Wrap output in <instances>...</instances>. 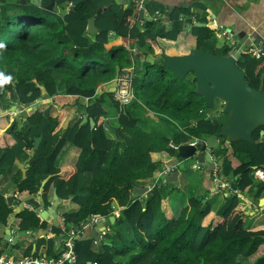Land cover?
Here are the masks:
<instances>
[{"label": "trees", "instance_id": "1", "mask_svg": "<svg viewBox=\"0 0 264 264\" xmlns=\"http://www.w3.org/2000/svg\"><path fill=\"white\" fill-rule=\"evenodd\" d=\"M54 1L39 0L34 4L30 0L24 3L22 0H0V71L15 72L11 81L0 82V107L8 108L14 101L30 105L45 95L54 97L53 102L62 107L77 105L95 120L105 117L103 96H97L96 89L114 78L116 66L120 71L132 66L129 44L136 43L146 46L156 57L153 63H141L145 71L142 78L133 77L135 101L174 121L181 131L171 140L160 133L145 132L136 124V118L126 105L114 99L120 125L115 138L108 137L103 125L91 129L88 122L80 124V120L67 138H60L57 133L64 114L51 117L40 110L41 107L23 126L14 120L6 130L13 143L8 145L4 140V136L8 138L6 132L0 135V154L4 152L0 156V175L2 166L12 163L13 148L18 147L26 157L34 151L27 164L26 177L22 179L19 172L12 179L17 184L18 201L28 204L14 218L16 229L19 232L47 229V223L40 219L37 210L50 205L52 187L58 199L71 198L79 206L75 212L62 214L63 222L51 228L55 236L80 228L92 215L109 219L114 201L120 207L116 223L125 224L129 230V239L119 252L108 244L96 252L92 239H75L76 261L73 264H264V226L253 230L244 228L237 209L240 199L236 194L226 198L227 203L219 214L220 221L215 226L202 225L212 207L197 197L189 200V210L174 218L163 207L158 185L146 197L142 195L143 199L136 195L139 183L162 167L151 153L173 157L163 166L174 167L177 150L169 146L170 141L186 144L197 139L204 143L218 131L210 116H204L210 111L205 109L203 96L197 92L194 73H188L181 80L176 78L164 67L163 49L157 43V38L175 39L186 24L193 23L191 14L197 22L206 23L204 6H194L202 9L201 14L191 11V7H176L170 13L173 21L170 30L150 20L141 32L135 25L140 9L131 0L126 6L117 1L85 0L74 10L67 1L59 4ZM145 7L158 9L148 4ZM162 11L165 12L163 7ZM91 18L95 19L97 27V32L91 35L92 40L87 30ZM111 33L119 37V42H109ZM191 33L196 38L197 50L216 55H225L231 50L229 44L216 46L214 32L207 25H192ZM237 65L253 88L264 91L263 59L241 54L237 57ZM80 98H89L91 102L84 106ZM262 129L264 127L260 126L252 133L258 143L232 142L231 152L223 155L219 175L235 178L231 182L234 189L244 191L251 187L255 169L264 171ZM39 136L42 139L35 147V139ZM67 142L81 149L79 158L70 169L57 168L56 157ZM87 175L90 181L86 180ZM42 180L45 183L39 193ZM84 184L88 187L87 197L80 199L79 192ZM257 188L258 194L261 193L264 181ZM13 215L0 191V224H7ZM36 244L32 255H37V250L44 245L47 255L58 257L53 251L52 238H39ZM121 256L127 257L125 261L120 260Z\"/></svg>", "mask_w": 264, "mask_h": 264}, {"label": "crops", "instance_id": "2", "mask_svg": "<svg viewBox=\"0 0 264 264\" xmlns=\"http://www.w3.org/2000/svg\"><path fill=\"white\" fill-rule=\"evenodd\" d=\"M114 1H117L118 3H121L124 6H126L129 2V0H124V1L114 0ZM131 2L138 5V8L140 9V14H141V8L143 9L142 11L143 19H140V14H139L137 20L135 21L136 27L141 32L144 30L145 24L148 21L152 20L156 11H159L161 15L159 16L160 17L159 19L155 20V22H159L161 26H164L165 28L170 30L172 26L169 28V22L166 20V17L168 14L170 16V13L174 8L179 6H187V7H191L190 10L194 11V13L201 14L202 9L195 8L194 6L196 4H201L204 6L205 8L204 17L206 19V23L197 22L195 15L191 14L190 19L192 20L193 23L186 24L184 30L181 31L175 39L171 40L165 38H157V43L159 47L163 49V53L170 56L184 55L189 53L191 50L195 49L196 38L191 33L192 25L209 26L214 32L216 46L228 44L225 42L223 38L220 39L217 36L218 31L221 28L223 29L226 28L230 30V32L233 35L232 39L234 41V44L238 49H244V47L247 48L252 44L256 43L257 41L264 39V0H131ZM146 4L150 5L151 8L154 7L158 9L149 10L145 7ZM162 7L165 10V12L162 11ZM180 18L182 19L183 17ZM170 21L172 22L173 25V21L171 20V18ZM139 22L140 24L138 26L137 24ZM199 24H204V25H199ZM96 32H97V27L95 32L93 33L88 32L89 38L91 40H92L91 35ZM109 39H110L109 40L110 43L119 42V37L112 33L109 35ZM219 39L222 40L223 42L220 43ZM129 48L132 56L131 67L134 68V76L137 75L139 78H142V74L145 71L141 63L144 61L153 63L155 61L156 55L148 51L146 46L140 47L136 43L129 44ZM163 64H164V60H163ZM14 74H15L14 71L1 70L0 82L3 80L11 81L14 77ZM8 77H10L11 79H8ZM56 77L57 80L59 81L60 78L58 76ZM109 82L100 84L99 87L96 89V93L97 96H103L104 109L105 106L107 107L110 105L113 106V108L109 112L105 109L106 116L105 117L101 116V118L107 120L108 124L113 129H115V131L112 132L107 130V128L105 127V129L107 130L108 137L115 138L116 129L119 128L120 125L118 121V111L113 105L114 91L110 92L105 90L106 85ZM132 92H133V82H132ZM61 96H66V95H61ZM40 98H43V102L41 103V105L38 107L37 110H39L41 107L40 110H44L49 116L56 118L64 114V120L57 133L60 138H67L73 126L79 120L81 124L82 118L84 116H86L87 118H92V117H88L84 109L78 108L77 105L62 107V105L53 102L54 97H46L45 95H42ZM39 99H37L36 102H38ZM45 99H50V100L45 101ZM135 100L136 99L134 96L132 101L129 104H127L126 107L130 106L127 109L130 110L132 115L136 118V124L142 130H144L145 132H156L163 134L165 137H167L170 140L172 139L173 136H176L181 131V128L174 121L169 120L166 116L162 115L158 111L149 109L142 102L140 101L136 102ZM79 102H81L82 105L87 106L91 101H89V98H80ZM12 105H15L17 107L23 106L24 108L27 106V105H21L15 101L9 107H11ZM8 108L2 109L0 107V110L6 111L8 110ZM29 116H27L23 120V116L19 113L18 114L9 113L7 115L0 114V135L1 133L6 132L10 123H12L14 120L20 121L21 126H23V124L25 123L26 119ZM204 116L209 117L210 112H205ZM98 119L97 120L93 119V120L98 121ZM96 126H100V125H96ZM6 134L8 133L6 132L5 135ZM4 140L8 143V145L13 143V139L9 134H8V138L4 136ZM196 140H193L186 144H191ZM197 142L200 143L198 140ZM218 144L219 145L215 149L216 151L215 152L211 151V157L213 158L212 160L217 165L220 172L222 169V162L224 158L223 155H225L226 153L227 154L230 153L231 147L230 145H226L222 139L219 140ZM169 146L177 150V148L174 146V144H172L171 141L169 142ZM12 150H13V154L10 156L12 159V163L7 162L2 166L3 173L0 175V191L3 193V196L5 197L8 206L13 211V214L15 211L18 214L20 211L23 210L24 207H28V204L27 201H23V202L18 201L17 184L12 179L19 172L21 173L22 179L26 177V173H25V177L23 176L22 169H25L27 172V164L29 163V161L26 163V160L29 156L26 157L24 155H21V152L23 153V151H20L18 147L13 148ZM80 152L81 149L79 147L75 146L70 142H67L63 146L59 154L57 155L55 160V166L61 169L64 168L70 169L73 165L76 164ZM3 153L4 152H2L0 156ZM151 157L154 160H157V162L161 164L162 167H159V169L164 168L163 165L165 163H168L169 160L173 158L166 155L165 153H156V152L151 153ZM175 159H176L174 162L175 166L173 168L170 167L168 173L156 177V174L159 170L157 169L151 177L142 180L141 183H139L140 185H138V187L147 188L148 193H145L143 195L144 197H146V195H148L149 192L152 190L149 189L148 187L151 186L154 183L155 179L157 178V183L155 185H158V187L160 188L163 198V207L165 208V211L169 216H174V218H178L182 211L190 209L189 200L193 197H197L198 199H201L202 203L207 202L212 207V211L206 217H204L202 221V225L211 223L213 226H215L220 221L219 214L224 208V205H226L227 203L226 198L232 196V194H236L237 197L240 199V204L237 206V209L242 215L244 228L248 230H253L264 226V190L258 194V188H257V185L261 181H264V179H261L257 175H255V171L257 169H255V171L252 174L254 179V184L251 187L246 188L244 191H240L239 189L233 188L231 182L235 178L231 177L230 175L228 177H221L219 175L218 185H216V181H214L212 177V169L210 170V168L207 165H204L205 163L202 164L198 162L196 157L192 156L187 159L175 157ZM219 162H221V169L218 166ZM174 171H178L179 174L174 178H168V176ZM90 179H91L90 175H87L86 180L90 181ZM172 179L173 181H171ZM43 181L45 182V180H42L41 183ZM220 184H224L225 186L222 187ZM87 191H88V187L86 184H84L83 188L79 192L80 199H85L87 197ZM53 193H54V189L51 187L49 193L50 205L46 208L40 207L37 210V214L39 215L40 219L47 223L48 227L46 230H39L37 232L31 230L27 232H19L16 229V226H14V220H15L14 219L13 223L10 225L11 240H9L10 238L6 240L5 239L6 230L8 229L9 222L11 220L8 221L7 224L5 225L0 224V254H7L14 258H21L24 256L32 255L37 249L36 240L39 238H45V239L52 238L54 243L53 251L55 255L61 251L63 244L60 240V237L61 236L65 237V234L61 236H55L51 230V228L54 225H56L54 223L53 213L50 209L53 202H55V199L53 198ZM136 195H138L140 199H143V196L139 194L138 190L136 192ZM56 200L59 201L60 203L55 210L59 218L63 217L62 216L63 213H70L77 211L79 207L78 204L72 201L71 198L65 200H60L57 198ZM21 204H23L22 209L20 208ZM113 208L114 211L120 210V207L116 201L113 202ZM44 211L47 212L44 213L45 217L41 215L42 212ZM114 219L115 220H113L112 222H110V220L108 219V221L104 223L105 226L109 228L108 231L109 234L106 237V239L103 240L102 242L103 245L108 244L109 246L115 248L117 252H119L123 249L125 240L129 239V230L125 224L122 223L119 225L118 223H116V218ZM114 222L115 224H113ZM97 226H94L92 228H84L79 235L85 236L84 238L86 239L93 240L97 229L98 230L100 229V231L102 230L101 227L97 228ZM103 245L99 246L96 243V241L93 240L92 248L94 251L98 252L100 251V248ZM29 248H31L30 252L29 254H26ZM45 251H46V246L42 245L37 250V254H46ZM126 258H127L126 256H121L120 260L125 261Z\"/></svg>", "mask_w": 264, "mask_h": 264}, {"label": "water", "instance_id": "3", "mask_svg": "<svg viewBox=\"0 0 264 264\" xmlns=\"http://www.w3.org/2000/svg\"><path fill=\"white\" fill-rule=\"evenodd\" d=\"M34 4H38L39 0H30ZM63 1L70 2V9L74 10L75 6L80 2L85 0H56L54 3L59 4ZM114 0H109L108 3ZM124 1V0H123ZM24 3L25 0H22ZM143 9L141 8L140 19H143ZM169 22V28L172 26L169 14L166 17ZM140 22L137 24L139 26ZM204 25V24H199ZM225 29V28H224ZM96 31L94 18H91L88 23V32L93 33ZM236 47V46H235ZM237 48V47H236ZM245 49V47H244ZM237 56L233 55L229 51L225 55H216L209 52H203L201 50L193 49L189 53L180 56H170L165 53L162 54L164 60V67L172 72V74L178 78L183 79L188 73H194L196 77V87L199 95L203 96L205 101V109L210 111V118L213 120L214 125L218 126V131L210 135L204 143L192 144H174L177 148L176 158L187 159L189 157H196L198 162L205 163L210 170L214 168L215 164L213 158L211 157V151H213L219 145V140L222 139L226 145H230L232 142L243 140L248 143L254 144L258 143L259 140H255L252 137V133L258 127H264V91L253 88L249 82L246 80L245 72L239 68L237 65ZM119 66L115 67V76L111 82L106 85L105 90L113 92L116 87V79L119 75ZM42 93H44V88H41ZM59 92V90H57ZM50 99H45L49 101ZM215 100L221 106L220 116H223V120H219L216 111H212L215 108ZM43 102V98H40L36 104L27 105L25 108L17 107L12 105L6 111L0 110L1 115L21 114L23 120L37 111L38 107ZM12 121V120H11ZM89 122L90 128L94 129L96 125H103L107 130L114 132L113 129L103 118H99L98 121H94L92 118H87L84 116L82 118L81 124ZM260 134L264 136V129L260 131ZM41 137L36 138L35 147L38 146ZM33 151H31L26 163L30 161ZM25 164V163H24ZM221 169V162L218 163ZM23 176L25 177L26 170L22 169ZM179 174L178 171L172 172L168 178H174ZM173 181V179L171 180ZM44 181L41 183L40 190L44 185ZM140 195L148 193L147 188L137 187L136 188ZM53 198L55 202L51 205V211L53 213L54 223L62 222L61 218L55 212L56 208L60 204L57 201V196L53 193ZM263 202V201H262ZM261 204V203H260ZM23 208V204L20 205ZM47 212H42V216L45 217ZM17 212L9 222L8 229L6 230L5 239L10 238V225ZM112 222L113 216L109 217ZM104 223H99L98 227L104 228ZM96 231L93 240L101 246L103 242L98 240V232ZM85 236H77L76 239H86ZM88 264H92L88 262Z\"/></svg>", "mask_w": 264, "mask_h": 264}, {"label": "built area", "instance_id": "4", "mask_svg": "<svg viewBox=\"0 0 264 264\" xmlns=\"http://www.w3.org/2000/svg\"><path fill=\"white\" fill-rule=\"evenodd\" d=\"M160 15L161 13L159 11H156L152 20L155 21L159 19ZM217 36L219 38H223L225 42L228 43L229 46H231L230 51L233 55L239 56L241 54H247L254 58L264 60V39L257 41L256 43L252 44L251 46L245 49H238L235 47L234 41L232 39L233 35L230 32V30L226 28L225 29L221 28L218 31ZM133 76H134V68L127 67L119 72V75L116 79L114 100L123 106L129 104L134 98L133 92H132ZM197 143L198 142L196 140L192 142L191 144L196 145ZM169 170L170 168H167V167L159 169L156 174V177L159 175L161 176L162 174L168 173ZM255 175H257L261 179H264V172L260 169H257L255 171ZM212 177L214 181H216V185H218L219 169L216 164L214 168L212 169ZM156 183H157V178L155 179L154 183L148 188L152 189ZM220 185L222 187L225 186L224 184H220ZM112 216L114 218H118L120 216V210H115ZM63 220L64 218L61 217L62 222ZM107 221H108V217L101 216V215H92V216H89L86 219V221L80 225V228L70 229L69 232L65 235V237L64 236L60 237L63 247L61 251L58 252V255H57L58 257H53L51 255H46V254H37V255L24 256L21 258H14L7 254H0V264H66V263L73 264L76 261V255L74 252V240L76 239V237L80 234V232L84 228H92L94 226H97L101 222L105 223ZM108 231H109V228L104 226V228H102V230L98 232V240L103 241L104 236L108 233ZM9 240H11V237ZM93 264H96V263H93Z\"/></svg>", "mask_w": 264, "mask_h": 264}, {"label": "rangeland", "instance_id": "5", "mask_svg": "<svg viewBox=\"0 0 264 264\" xmlns=\"http://www.w3.org/2000/svg\"><path fill=\"white\" fill-rule=\"evenodd\" d=\"M221 39V38H220ZM219 39V42L221 43V42H223L222 40H220ZM130 106H127V108H129ZM113 108V106L112 105H110V106H105V109L109 112V111H111V109ZM221 110V106L218 104V101L217 100H215V108L212 110V111H216V113H217V116H219V119H222L223 120V116L221 117L219 114H220V110ZM219 212V211H218Z\"/></svg>", "mask_w": 264, "mask_h": 264}, {"label": "clouds", "instance_id": "6", "mask_svg": "<svg viewBox=\"0 0 264 264\" xmlns=\"http://www.w3.org/2000/svg\"><path fill=\"white\" fill-rule=\"evenodd\" d=\"M0 47H2V45H0ZM8 79H11L10 77H8Z\"/></svg>", "mask_w": 264, "mask_h": 264}]
</instances>
